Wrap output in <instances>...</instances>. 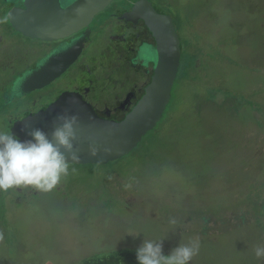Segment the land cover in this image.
Wrapping results in <instances>:
<instances>
[{"label":"rangeland","instance_id":"374dc122","mask_svg":"<svg viewBox=\"0 0 264 264\" xmlns=\"http://www.w3.org/2000/svg\"><path fill=\"white\" fill-rule=\"evenodd\" d=\"M153 1L169 7L194 78L179 76L160 120L126 155L70 163L51 191H23L7 213L0 203V264H82L160 238L168 255L196 237L192 264H264L255 256L264 244L255 204L264 188V0ZM193 57L199 72L188 67Z\"/></svg>","mask_w":264,"mask_h":264},{"label":"flooded vegetation","instance_id":"af4514ba","mask_svg":"<svg viewBox=\"0 0 264 264\" xmlns=\"http://www.w3.org/2000/svg\"><path fill=\"white\" fill-rule=\"evenodd\" d=\"M62 1L67 5L73 0ZM135 1L112 0L80 30L57 39H41L23 34L13 27L9 19L10 11L26 8L23 0H0V131H10L14 122L45 111L62 95L69 94L79 96L90 104L100 117L123 119L144 93L156 62V40L145 20L139 17L126 20L122 17L123 13L131 11ZM149 1L157 12L172 17L179 36L175 19L166 3ZM7 31L15 33L18 41L8 39L4 35ZM79 41L77 47L80 50L75 46ZM72 47L77 49L75 57L59 75L42 87L29 92L23 89L30 81L26 79L29 72L50 61L46 71L52 74L61 65L64 54L68 57V49ZM24 187L0 190V203L5 206L6 213L13 206V199L17 202L22 199L20 195L23 191L36 189ZM32 192L37 193L36 190ZM1 197L7 200L5 204L1 202ZM255 204L264 210V188L262 198ZM209 216L210 221L212 215ZM1 227L2 224L0 232Z\"/></svg>","mask_w":264,"mask_h":264},{"label":"water","instance_id":"95a60500","mask_svg":"<svg viewBox=\"0 0 264 264\" xmlns=\"http://www.w3.org/2000/svg\"><path fill=\"white\" fill-rule=\"evenodd\" d=\"M110 1L112 0H73L64 5L62 0H23L26 8L12 10L8 16L13 27L25 35L57 39L87 26L93 16ZM122 17L126 20H135L138 17L145 20L157 46L151 80L123 119L100 117L90 104L82 101L79 96L69 94L62 95L45 111L14 122L10 131L22 141L31 139L27 131L32 127H39L50 135L58 114H76L79 116V126L74 145L79 150L80 159L69 163L77 164H106L126 155L140 142L160 120L170 100L181 59L180 38L172 17L157 12L149 0L135 1L131 11L123 13ZM77 45H80V41L75 46ZM76 47L68 49V57L64 54V60L52 74L46 71L50 61L43 62L38 69L29 72L26 79L30 81L23 89L29 92L42 87L59 75L74 59ZM90 145L98 149L96 155L90 154ZM106 148L108 151L104 150Z\"/></svg>","mask_w":264,"mask_h":264},{"label":"clouds","instance_id":"9594fccd","mask_svg":"<svg viewBox=\"0 0 264 264\" xmlns=\"http://www.w3.org/2000/svg\"><path fill=\"white\" fill-rule=\"evenodd\" d=\"M78 126V115L61 113L55 117L50 135L39 127H32L27 131L31 139L22 141L12 131H0V190L32 186L51 191L59 185L69 175V162L80 159L74 145ZM89 151L96 155L98 149L90 145ZM169 223L175 226L177 220L170 218ZM199 251L198 237L180 243L168 255L163 254V238L144 239L136 249V259L138 264H190ZM255 256L264 258V245L255 248Z\"/></svg>","mask_w":264,"mask_h":264},{"label":"trees","instance_id":"16d2710c","mask_svg":"<svg viewBox=\"0 0 264 264\" xmlns=\"http://www.w3.org/2000/svg\"><path fill=\"white\" fill-rule=\"evenodd\" d=\"M185 59H186V55L182 56V53H181V59H180L181 65H179L178 75L175 81L176 83L179 82V79H180L179 76L183 75L185 72L188 73V76L190 78H194L191 72H188V68H187V71L185 69V66H184ZM195 61H196L195 57L191 58L189 62L190 65L188 67L193 68V70L199 72L201 68V64L199 63V65L197 66L195 64ZM99 165H102V164H99ZM2 213L3 212H2V207H1V223L4 222L3 221L4 216L2 217ZM82 264H138V261L136 259V249L125 248V249L109 250V251H103V252L96 253L92 257L84 259Z\"/></svg>","mask_w":264,"mask_h":264}]
</instances>
